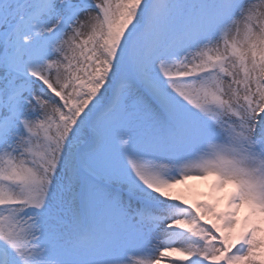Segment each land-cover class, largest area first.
I'll return each instance as SVG.
<instances>
[{
  "label": "snow or ice",
  "instance_id": "6c2138e0",
  "mask_svg": "<svg viewBox=\"0 0 264 264\" xmlns=\"http://www.w3.org/2000/svg\"><path fill=\"white\" fill-rule=\"evenodd\" d=\"M0 264H264V0H0Z\"/></svg>",
  "mask_w": 264,
  "mask_h": 264
},
{
  "label": "bare ground",
  "instance_id": "6f19581e",
  "mask_svg": "<svg viewBox=\"0 0 264 264\" xmlns=\"http://www.w3.org/2000/svg\"><path fill=\"white\" fill-rule=\"evenodd\" d=\"M196 182H197V181H196ZM209 183H210V182H209ZM192 184H194V183H192ZM197 186H198V188H199L200 191L206 192V191L209 190L208 187H206V185L204 186V185L201 183V181L198 183ZM194 191H195V189H194ZM226 191H230V190H226ZM207 199H208V197H207ZM226 204H227L226 201L220 203V205H219L220 210H221V209L224 210V209L226 208ZM177 246H178V245H177Z\"/></svg>",
  "mask_w": 264,
  "mask_h": 264
},
{
  "label": "rangeland",
  "instance_id": "374dc122",
  "mask_svg": "<svg viewBox=\"0 0 264 264\" xmlns=\"http://www.w3.org/2000/svg\"><path fill=\"white\" fill-rule=\"evenodd\" d=\"M199 182H200V181H197V182H196V181H189V183H191V184L194 183L195 185H198ZM201 183H202L204 186L206 185V187H208L207 184H205L204 182L201 181ZM202 192H203V191H202ZM194 198H195V197H194ZM200 198H201V199H207V196H201ZM222 202H225V201H222ZM222 202H221V203H222ZM221 210H222V209H221ZM245 212H246V209H241V213H240L241 219H243V216H244Z\"/></svg>",
  "mask_w": 264,
  "mask_h": 264
}]
</instances>
